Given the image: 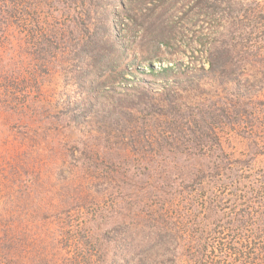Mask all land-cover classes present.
Here are the masks:
<instances>
[{
    "label": "rangeland",
    "instance_id": "rangeland-1",
    "mask_svg": "<svg viewBox=\"0 0 264 264\" xmlns=\"http://www.w3.org/2000/svg\"><path fill=\"white\" fill-rule=\"evenodd\" d=\"M48 5L26 0L25 21L0 26V45L5 36L12 42L0 48V255L10 253L9 264H111L136 255L130 242L143 241L152 225L162 227L165 210L169 218L163 220L172 227L176 201L187 207V199L217 186L228 198L213 207L217 215L208 224L225 227L231 215L229 206L220 210L223 200L242 209L249 183L264 179V79L257 76L264 64L221 79L206 74L207 65L190 49L179 48L164 56L177 71L166 85L140 73L141 80L130 74L96 80L87 57L71 60L75 41L59 33L39 41L40 33L52 31L46 14L57 19L56 10L66 8ZM6 10L0 6V25L13 19ZM181 13L174 12L177 18ZM187 16L180 24L193 33ZM195 31L206 27L198 23ZM133 46L125 64L143 52L136 41ZM79 67L91 74V84L79 80ZM96 81L99 87L90 91ZM247 252L252 255L243 264H264V255ZM166 257L153 252L140 258L159 264Z\"/></svg>",
    "mask_w": 264,
    "mask_h": 264
},
{
    "label": "trees",
    "instance_id": "trees-1",
    "mask_svg": "<svg viewBox=\"0 0 264 264\" xmlns=\"http://www.w3.org/2000/svg\"><path fill=\"white\" fill-rule=\"evenodd\" d=\"M43 1L49 3V9L56 2L65 3L66 8L64 11L56 10L59 16L56 17L57 19L53 17L54 13L51 11L50 14H46L48 17L52 15V31L44 32V36L40 33L39 41H43L44 37L47 43L49 37L56 36L57 33L62 39L70 38V43L75 41L78 50L75 51L74 56L72 55L71 60H75L76 57L81 59L87 57L96 66L94 69L96 80L105 75L123 79L129 74L132 78L141 80L136 77L140 73L143 76H151L153 82L166 85L176 78L177 71L174 61L164 59V56L177 53L179 48L185 51L190 49L193 55H196L197 61L207 65L206 74L221 79L238 78L248 74L256 64H260V67L264 64V0ZM25 2L26 0H0V6L6 7V12L13 17L9 23L1 22L0 26L10 24L15 28L18 26L17 22H24ZM179 10L182 13L177 18L174 12L178 13ZM187 15L192 16L185 22L193 25L194 34L192 31L188 33L180 24L182 18H189ZM68 22L72 23V28H75L81 39L75 40L74 32L70 30ZM198 23L206 27L205 33L195 31ZM256 29L259 37L252 38L251 35ZM3 39L0 48L8 49L6 45H12V42L6 36ZM135 41L143 49L142 56L137 57L136 54L130 63L125 64L128 47L133 48ZM260 47L261 58L258 57ZM137 58H140L144 65L136 67ZM161 62L165 64L155 69L154 64ZM85 70L79 67L75 72L79 80L91 84L94 80L90 81L91 74L85 75L87 73ZM258 72L259 79H264V71L258 70ZM94 83L90 91L99 87L100 82ZM76 85L82 86L79 83ZM214 168L217 170L216 175L220 174L218 167ZM238 184H241L240 181ZM236 185L232 183L230 186L236 189ZM220 187L217 186V191L207 189L204 195L201 192L196 199H187V207L186 204L180 203L182 199L176 201L175 206L170 209L174 213L175 221L172 227L163 220L169 218V211L165 210L164 218L161 219L164 223L162 227L157 228L152 225L142 237L143 241L137 240L135 244L130 242L129 247L135 249L132 251L137 254L115 260L111 264H156L155 260L146 263L140 258H151L153 252L157 254L161 252L162 255L167 256L166 259L159 260V264H243L252 255L247 252L248 249L256 255V258L263 259L264 229L261 228V224L264 221V179H256L249 183L244 191L249 192V197L242 209H239V206L234 208L231 202L227 203L229 199L223 200L225 205L222 204L219 208L224 213L225 206H229L227 212L231 216L226 219V226L218 231L209 226L208 220L215 219L217 215L213 207L218 206L223 198H228L225 197L226 194L222 196L225 187ZM195 191L194 189L191 192ZM202 195L203 199H201ZM251 197H254L253 202L248 203ZM135 235L139 236V234ZM235 240L238 243L234 242ZM130 241H134V238H130ZM230 243L232 247H229L231 245L227 247ZM208 246H211L209 251ZM235 246L239 247L238 251ZM8 247L7 251L13 248L10 242ZM102 247L103 245L99 244V249ZM207 251L209 256H206ZM188 254L192 255L190 259L187 257ZM6 255L5 257L0 255V264L12 262L13 257L10 253ZM93 264L101 263L95 259Z\"/></svg>",
    "mask_w": 264,
    "mask_h": 264
}]
</instances>
